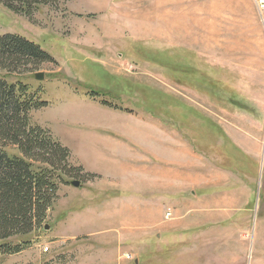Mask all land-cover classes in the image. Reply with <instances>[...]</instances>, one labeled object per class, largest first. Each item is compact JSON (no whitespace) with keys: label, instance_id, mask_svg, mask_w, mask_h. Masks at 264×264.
I'll list each match as a JSON object with an SVG mask.
<instances>
[{"label":"rangeland","instance_id":"374dc122","mask_svg":"<svg viewBox=\"0 0 264 264\" xmlns=\"http://www.w3.org/2000/svg\"><path fill=\"white\" fill-rule=\"evenodd\" d=\"M262 16L252 0H64L42 6L31 17L0 2V36H25L52 58L0 75L38 92L37 101L47 103L33 108L32 122L70 151L66 181L58 182L32 244L0 253V264H187L186 249L166 247L176 242L166 234L140 238L127 229L122 214L110 216L122 200L96 188L123 177L120 166L93 164V136L86 132L89 126L126 130L130 118L124 122L126 116L113 110L164 117L204 112L227 124L241 122L240 138H249L257 150L241 144L236 149L231 141L225 145L222 128L212 118V128L202 134L211 139L204 148L221 164L236 167L237 184L252 191L253 203L250 222L241 226L248 231L212 232L211 250L216 257L226 256L227 264H264ZM189 34L194 44L187 41ZM199 49L209 54L207 60ZM38 72L43 80L35 78ZM236 112L242 119H231ZM241 234L247 237L240 246ZM188 236L181 240L186 243ZM230 239L235 244L227 247ZM148 250L151 259L136 260Z\"/></svg>","mask_w":264,"mask_h":264},{"label":"crops","instance_id":"0c3cea01","mask_svg":"<svg viewBox=\"0 0 264 264\" xmlns=\"http://www.w3.org/2000/svg\"><path fill=\"white\" fill-rule=\"evenodd\" d=\"M186 38L194 44L193 34ZM199 51L202 55H209ZM242 52L248 53L247 50ZM235 70L240 68L236 66ZM113 113L126 116L123 121L130 118L126 130L89 126L86 131L93 136L90 154L93 164L123 168L122 179L96 187L107 194L112 193L110 197L122 200V205L113 206L115 209L109 212L110 216L122 214L127 219L122 220L124 225L137 231L140 238L149 239L154 234L159 238L160 234H166L172 242L176 241L166 247L173 246L177 252L186 249L183 253L190 258L187 264H227L226 256L216 257L212 253L214 249L211 248H215L211 242L212 232L248 231L241 226L251 220L252 191L237 184L236 167L221 164L217 156L204 148L211 139L202 134L212 128L208 125L212 118L222 128L225 145L231 141L236 149L241 144L257 150L258 146H254L249 138H240L244 130L241 122L229 121L227 124L214 120L211 115L206 116L204 112L193 111L169 117L144 111L121 113L113 110ZM176 115L181 122L176 120ZM240 118L242 116H237V112L231 116V119ZM79 164L87 171L99 174V171L88 170L84 163ZM185 233L189 235L186 243L181 240ZM246 237L241 234L237 243L241 246ZM232 244H235L234 240L230 239L226 246ZM151 254L152 250H148L136 260L143 263L144 257L152 258ZM212 255L217 259H210Z\"/></svg>","mask_w":264,"mask_h":264},{"label":"trees","instance_id":"16d2710c","mask_svg":"<svg viewBox=\"0 0 264 264\" xmlns=\"http://www.w3.org/2000/svg\"><path fill=\"white\" fill-rule=\"evenodd\" d=\"M64 0H0L7 9L31 17L35 10ZM52 59L39 44L17 33L0 36V71L12 74ZM38 92L0 75V253L29 247L64 181L70 151L32 122ZM66 181V180H65Z\"/></svg>","mask_w":264,"mask_h":264},{"label":"water","instance_id":"95a60500","mask_svg":"<svg viewBox=\"0 0 264 264\" xmlns=\"http://www.w3.org/2000/svg\"><path fill=\"white\" fill-rule=\"evenodd\" d=\"M44 77L45 76H44V73L43 72H38V73L35 74V78L37 80H43ZM71 184L74 185V186H76V187H79L80 184H81V181L80 180H73V181H71ZM48 228H49V225L46 224L45 229H48Z\"/></svg>","mask_w":264,"mask_h":264},{"label":"built area","instance_id":"2783aa9c","mask_svg":"<svg viewBox=\"0 0 264 264\" xmlns=\"http://www.w3.org/2000/svg\"><path fill=\"white\" fill-rule=\"evenodd\" d=\"M261 15H264V0H253ZM170 214V213H169ZM131 259V255H127Z\"/></svg>","mask_w":264,"mask_h":264},{"label":"bare ground","instance_id":"6f19581e","mask_svg":"<svg viewBox=\"0 0 264 264\" xmlns=\"http://www.w3.org/2000/svg\"><path fill=\"white\" fill-rule=\"evenodd\" d=\"M171 28H172V27H171ZM179 28H180V27H179ZM179 28H178V29H179ZM173 31H174V30H173ZM188 43H189V42H188Z\"/></svg>","mask_w":264,"mask_h":264}]
</instances>
